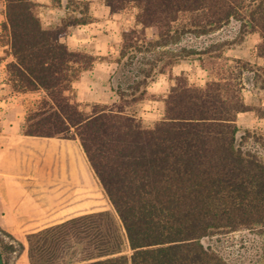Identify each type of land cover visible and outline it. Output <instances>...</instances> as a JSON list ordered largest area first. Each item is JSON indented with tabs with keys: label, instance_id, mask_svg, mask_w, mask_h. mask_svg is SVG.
<instances>
[{
	"label": "trees",
	"instance_id": "1",
	"mask_svg": "<svg viewBox=\"0 0 264 264\" xmlns=\"http://www.w3.org/2000/svg\"><path fill=\"white\" fill-rule=\"evenodd\" d=\"M103 1L111 13L135 9L121 55L152 28L158 45L180 34L203 37L190 51L201 62L206 54L218 58L211 54L229 38L253 31L264 59V0ZM38 7L35 0H5L8 81L14 91H43L20 133L78 139L116 216L94 211L28 233L30 264H232L202 239L264 227V161L243 150L237 135L238 114L253 109L264 119V105L247 104L239 74L219 67L204 85L177 75L163 117L151 125L122 105L84 111L73 83L94 57L64 37L89 20L45 26ZM215 37L225 39L216 45ZM260 138L264 144V132Z\"/></svg>",
	"mask_w": 264,
	"mask_h": 264
},
{
	"label": "rangeland",
	"instance_id": "2",
	"mask_svg": "<svg viewBox=\"0 0 264 264\" xmlns=\"http://www.w3.org/2000/svg\"><path fill=\"white\" fill-rule=\"evenodd\" d=\"M101 2L102 0H49L48 3H40L38 12L45 26H54L75 17L93 20V9L99 5L95 9L96 13L109 14L101 11ZM248 3H252V0H248ZM134 13V8H128L116 13L110 27L99 26L101 40H94L96 43L89 40L79 46L74 44L76 40L73 36L70 38V47L85 50L94 57L92 66L81 71L77 80L91 70L96 62L110 64L107 74L91 75V79L86 81L87 85L89 81L95 85L97 91L92 98L80 97L82 110L89 112L92 105L97 103L116 107L122 105L127 113L142 118L145 125H151L163 117L164 99L177 75H184L192 84L204 85L207 80L216 77L215 69L219 67L222 71L239 74L244 82L242 92L247 104L252 108L264 105V59L256 51V45L260 41L258 33L247 31L234 39L229 38L211 54L218 58L210 60L206 54L203 55L205 61L201 62L198 55L190 51L197 49L195 44L204 42L203 37L180 34L173 40L158 45L156 41L159 37L152 28H147L146 38L121 55V34L125 28L134 24ZM4 19L5 3L0 0V139L15 136L14 133L19 130L27 112L43 96L42 90L18 92L12 89L6 67L12 57L9 55L7 32L2 26ZM76 28V25L71 27L68 34H73ZM217 39L215 37L214 40ZM224 39H218L216 45L222 44ZM97 49L105 52L95 53ZM139 81L140 85L135 88ZM237 124L241 148L256 151L264 161V144L260 138L264 132V119L259 118L252 109L239 113ZM55 141L61 142L58 152L25 155L24 163L31 170V175L40 178L31 185L34 197L30 199V203L27 202V224L16 230L6 228L0 207V253L4 264H25L29 261L26 236L40 227L100 210H110L116 216L79 141ZM2 146L4 144L0 141V148ZM15 218L19 220L24 217L19 214ZM39 220L42 222L37 223ZM202 242L206 246H212L232 264H264V227L262 230L240 227L217 232L204 237ZM124 252L130 253L127 241Z\"/></svg>",
	"mask_w": 264,
	"mask_h": 264
},
{
	"label": "crops",
	"instance_id": "3",
	"mask_svg": "<svg viewBox=\"0 0 264 264\" xmlns=\"http://www.w3.org/2000/svg\"><path fill=\"white\" fill-rule=\"evenodd\" d=\"M35 1L39 3V6L40 3L42 2H46V3L49 2V0L46 1L35 0ZM101 5H102L101 11L108 12L109 14L100 15L99 13H96L95 10L99 8L100 5L98 7H95V9H93V16H94L93 20H89L86 23L77 24L76 25L77 28L75 32H73V34L71 35L68 34L67 39L64 37V40L68 45L69 42H71L70 38L72 36L76 40V43L74 44L79 46L84 45V43L89 42V40L91 42H95L94 40L96 41L101 40L100 35L98 33L100 32L99 26L110 27L116 16V13H111L110 8L104 3L103 0L101 2ZM5 20H6V16L4 21ZM98 47L100 48V46ZM72 49H79V48H72ZM94 52L103 54L105 51L103 50L99 51L97 49ZM9 55L12 57L10 53ZM109 68H110V64L108 62H96L91 70H88L86 73L83 74V76H81L79 80L75 81L74 86L77 89V99L79 98L78 101L81 100L80 99L81 96L86 98H92V95L97 91V87L95 85H92L90 81L89 84L87 85L88 82L86 81L91 79L90 76L105 75L107 74ZM14 135L15 136L13 137H7V139L5 138L0 139L2 145L4 144V146L0 148V207L2 209L4 222L6 223L5 226L6 228L11 230L19 229L23 227V225L27 224L26 218H28V216L26 214L29 213L27 202H29L30 199L34 197L33 195L34 188L31 185H33L34 182L36 183L38 182V180H40L39 177H35L31 175V170L28 169L27 165H25L24 163L25 155L27 153H36V152L41 154L55 153L57 152L56 150L58 148V145L61 144L60 141H55V140H66V141L73 140L75 142L79 141L78 139H71V138L37 137V136L23 135L20 133V128L19 130H16V133H14ZM19 214L22 215L24 218L16 220L15 216H19ZM41 222L42 221L40 220L37 221V223H41ZM52 224L55 223L47 224L43 227H40L37 230H40ZM25 264H29V261L27 260Z\"/></svg>",
	"mask_w": 264,
	"mask_h": 264
},
{
	"label": "bare ground",
	"instance_id": "4",
	"mask_svg": "<svg viewBox=\"0 0 264 264\" xmlns=\"http://www.w3.org/2000/svg\"><path fill=\"white\" fill-rule=\"evenodd\" d=\"M56 151H57V152L59 151V150H58V148H57V150H56Z\"/></svg>",
	"mask_w": 264,
	"mask_h": 264
}]
</instances>
